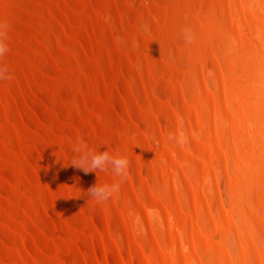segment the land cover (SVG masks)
Instances as JSON below:
<instances>
[{"label": "bare ground", "instance_id": "obj_1", "mask_svg": "<svg viewBox=\"0 0 264 264\" xmlns=\"http://www.w3.org/2000/svg\"><path fill=\"white\" fill-rule=\"evenodd\" d=\"M0 21V264H264V0H0ZM81 134L129 160L104 203L86 190L120 177L68 165Z\"/></svg>", "mask_w": 264, "mask_h": 264}, {"label": "clouds", "instance_id": "obj_2", "mask_svg": "<svg viewBox=\"0 0 264 264\" xmlns=\"http://www.w3.org/2000/svg\"><path fill=\"white\" fill-rule=\"evenodd\" d=\"M10 28L11 25L7 21H0V59L5 57L9 52L8 40ZM145 30H147L146 26ZM183 32L186 42H189L190 30L184 29ZM12 79L13 75L9 71L7 64L0 63V81L9 82ZM102 145L107 146L106 150L101 151L100 148L92 149L83 134L77 135L71 148L72 156L68 164L85 174L94 172L98 177L99 172L110 170L113 175L120 177L119 182H113L111 184H100L98 182V177L97 182L86 190L87 196L94 199L97 203H104L112 198L114 194L119 193L120 185L123 183V179L127 175L129 167V160L127 157L115 156L108 150V145L106 143Z\"/></svg>", "mask_w": 264, "mask_h": 264}, {"label": "rangeland", "instance_id": "obj_3", "mask_svg": "<svg viewBox=\"0 0 264 264\" xmlns=\"http://www.w3.org/2000/svg\"><path fill=\"white\" fill-rule=\"evenodd\" d=\"M184 65V66H183ZM181 66V69L183 70V68H185V61H183L182 62V64L180 65ZM184 76V73L183 72H180V74H179V77H181V78H183V76ZM188 92H186V97H185V99L188 97V98H191L190 100H191V102H193L194 101V94H192V92H191V88L190 87H192V83H190L189 85H188ZM193 98V99H192Z\"/></svg>", "mask_w": 264, "mask_h": 264}]
</instances>
